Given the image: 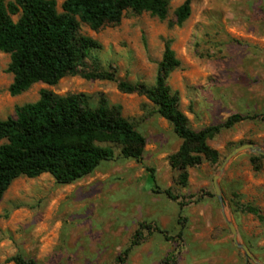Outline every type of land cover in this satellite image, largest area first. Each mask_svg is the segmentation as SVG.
Listing matches in <instances>:
<instances>
[{"label": "rangeland", "instance_id": "rangeland-1", "mask_svg": "<svg viewBox=\"0 0 264 264\" xmlns=\"http://www.w3.org/2000/svg\"><path fill=\"white\" fill-rule=\"evenodd\" d=\"M55 1L61 12L64 0ZM185 1L169 0L166 20L127 13L120 24L98 31L82 24L80 34L100 47L79 74L56 86L36 84L17 97L9 93L10 55L0 52L1 120L16 118L18 107L36 103L48 90L83 95L92 110L101 102L121 107L122 116L147 139L140 163L124 159L117 145L104 144L116 158L71 185L57 184L49 174L17 179L0 202V264H15L17 256L38 264H115L138 231L143 240L125 264H163L167 258L171 264H255L234 244L215 178L238 147L251 143L264 150V120L243 121L210 139L218 164L204 161L190 168L183 187L170 164L183 142L156 106L144 96L122 93L116 82L80 74L114 73L119 81L154 87L170 43L181 66L167 83L193 130L220 125L234 114L264 115V0H192L191 17L178 26L175 11ZM254 157L236 156L217 183L239 242L264 264V157L258 162Z\"/></svg>", "mask_w": 264, "mask_h": 264}, {"label": "trees", "instance_id": "trees-1", "mask_svg": "<svg viewBox=\"0 0 264 264\" xmlns=\"http://www.w3.org/2000/svg\"><path fill=\"white\" fill-rule=\"evenodd\" d=\"M169 10V0H64L61 12L55 0H0V52L10 55L7 68L13 75L10 95L20 96L40 83L56 86L65 77L79 74L90 52L100 47L95 40L80 34L82 24L98 31L120 24L127 13H147L166 20ZM191 14L192 0H186L175 11L176 24L183 25ZM180 66L170 43H166L154 87L119 81L114 73L80 74L88 80L116 82L122 93L144 96L156 106L157 114L172 125L183 142L170 157V164L180 172L178 184L186 187L190 168L204 161L218 164L220 155L209 146L210 139L243 121L264 120V115L234 114L220 125L193 130L180 110L178 95L172 94L167 83ZM0 142V202L21 177L36 179L49 174L57 184L71 185L91 175L102 163L116 158L115 151L106 143L117 145L124 159L139 163L147 145L145 136L122 116L121 107L109 108L101 102L92 110L83 95L59 96L48 90L41 91L36 103L18 107L16 118L0 119ZM261 159L257 156L253 160ZM259 169L256 165L255 170ZM165 194L178 200L171 190ZM248 211L260 216L254 208ZM184 220L180 217L179 223ZM142 240V232L138 231L115 264H125ZM12 261L38 264L22 256ZM171 262L167 258L163 264Z\"/></svg>", "mask_w": 264, "mask_h": 264}, {"label": "water", "instance_id": "water-1", "mask_svg": "<svg viewBox=\"0 0 264 264\" xmlns=\"http://www.w3.org/2000/svg\"><path fill=\"white\" fill-rule=\"evenodd\" d=\"M243 152H250L251 154L255 155V156H260V157H264V150L255 146L254 144H246V145H243L241 147H238L237 149H235L224 161L223 165H222V168H221V174H223L225 168L227 167V165L230 163V161L232 159H234L236 156H238L239 154L243 153ZM221 174L219 176H217L215 178V187H216V191H217V196L219 198V201H220V204H221V207H222V211H223V215L225 217V221L233 235V240H234V244L237 248L241 249L244 254H245V258H246V261H249L251 260L252 262H254L255 264H262L258 261H256L254 259V257L252 256L250 250L248 249V247L244 244H241L238 240V233H237V230L234 226V224L228 219V217L226 216V213H225V204H224V200L221 196V192L218 188V180L221 176Z\"/></svg>", "mask_w": 264, "mask_h": 264}]
</instances>
